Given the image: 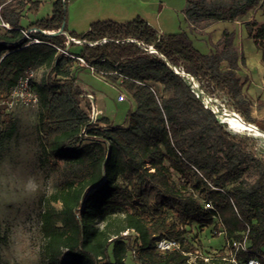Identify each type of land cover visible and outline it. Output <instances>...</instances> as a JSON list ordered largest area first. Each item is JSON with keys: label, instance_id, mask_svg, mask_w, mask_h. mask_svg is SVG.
Instances as JSON below:
<instances>
[{"label": "trees", "instance_id": "16d2710c", "mask_svg": "<svg viewBox=\"0 0 264 264\" xmlns=\"http://www.w3.org/2000/svg\"><path fill=\"white\" fill-rule=\"evenodd\" d=\"M42 1L0 0V18L9 26H0V99L27 69L39 72L31 91L40 164L56 177L42 199V263L127 264L130 254L135 264H189L181 252H158L156 241L176 240L183 252L200 256L196 231L211 224L214 234L223 233L228 254L219 250L207 257L210 264H232V254L239 263L253 256L231 248L245 235L248 249L264 254V162L193 90L194 80L205 82L252 122L233 32L223 30L207 53L186 31L160 35L140 18L95 21L76 34L66 29L67 0H52V16L26 29L47 34L63 25L67 36L36 31L30 36L41 42L30 43L20 18ZM256 7L264 15V0H186L184 15L198 31L246 19ZM246 31L264 62V20ZM66 47L69 55L59 50ZM85 70L133 102L126 124L113 126L104 116L90 121L91 103L79 83ZM15 128L0 105V147ZM3 241L0 232V264H11L1 260Z\"/></svg>", "mask_w": 264, "mask_h": 264}, {"label": "rangeland", "instance_id": "374dc122", "mask_svg": "<svg viewBox=\"0 0 264 264\" xmlns=\"http://www.w3.org/2000/svg\"><path fill=\"white\" fill-rule=\"evenodd\" d=\"M185 5L186 0H67L66 29L79 34L95 21L125 23L140 18L157 31L161 29L164 34L177 33L187 29ZM52 10V0H46L35 8L23 10L22 14L24 16L26 13L29 19H40L49 16ZM263 20L264 15L256 7L246 19L232 21V24L219 21L209 35L192 40L199 51L207 53L223 30L233 32V43L244 58V66L237 74L243 82V93L253 102L248 111L252 122H247L244 116L234 110L232 101L224 93L214 90L205 82L194 80L193 90L206 107L217 110V117L223 112L228 115L235 113L260 132L256 134L249 130H232L218 117L228 132L244 139L246 150L264 162V103H261L264 100V62L261 50L246 31L247 26ZM31 70L33 78L38 79L39 72ZM98 77L92 71L85 70L79 78V83L94 93L93 105L99 113L98 117H106L113 126L126 124L133 103L129 100L116 101V89ZM0 105L5 107L16 127L12 136L0 147V232L4 238L1 260L11 264H43L39 255L42 244V199L51 191L56 177L40 164L41 139L37 130V105L36 102L25 104L19 97L10 94L0 99ZM196 234L194 243L198 248L196 253L200 256H217L221 249L228 254L224 247L223 233L214 234L212 224L197 230ZM62 260L66 261L67 257L63 256ZM203 262L199 264H210L209 261ZM126 263L135 264L130 254L126 257Z\"/></svg>", "mask_w": 264, "mask_h": 264}, {"label": "built area", "instance_id": "2783aa9c", "mask_svg": "<svg viewBox=\"0 0 264 264\" xmlns=\"http://www.w3.org/2000/svg\"><path fill=\"white\" fill-rule=\"evenodd\" d=\"M0 26L5 27V28L9 27L7 23H5L1 20V18H0ZM22 32H23L24 36L29 39L30 43L41 42L37 38H32L30 36L32 33L36 32L35 28L30 27L28 29L22 30ZM75 42H79V41L76 40ZM59 50L62 54L69 55L68 51H67V47L64 49H59ZM78 60L81 64H84L83 59L78 58ZM174 70L177 73H179L176 68H174ZM184 76L189 77L188 74H184ZM32 79H33V71L31 69H27L23 73V75L21 77H19L16 85L12 88V90L10 91L9 94L15 98L19 97L20 101H22L25 104H28L29 102H37L35 94L31 91ZM82 89L85 92V95L87 96V98L89 99V101L91 103V110H90V115H89L90 121L95 122L99 113L97 112V110L95 109V107L93 105L94 104L93 94L91 92H89L84 87ZM124 99H125L124 93L119 92L117 95V100L122 101ZM231 248H232V250H234V252L241 250V251L246 252V253H253V256H250L245 262H242V263H239L233 254L228 256V261L231 262L232 264H264V254L254 253L248 249L247 242H246V235L244 236V238L241 241L232 242ZM156 249L160 253L172 252V251L181 252L183 255L188 256V263L189 264H199L197 262L198 258L202 259L203 261H208L207 257L198 256L196 254L183 252L181 250V246H180L179 242H177L176 240H172V239L161 238V239L157 240L156 241Z\"/></svg>", "mask_w": 264, "mask_h": 264}, {"label": "crops", "instance_id": "0c3cea01", "mask_svg": "<svg viewBox=\"0 0 264 264\" xmlns=\"http://www.w3.org/2000/svg\"><path fill=\"white\" fill-rule=\"evenodd\" d=\"M52 4H53V1H52ZM27 12V11H26ZM52 12H53V10H52ZM52 12H51V14L49 15V16H47V17H45V18H50L51 16H52ZM28 13V12H27ZM40 19H44V18H40ZM36 20H39V19H36V18H34V17H32L31 19H29L28 17H27V14L25 13V15L23 16V14H22V16H21V18H20V24H21V26L22 27H27V24L29 23H32V22H34V21H36ZM217 22H219V21H217ZM217 22H214V23H212L211 25H209L208 27H206V28H204L203 30H198V31H192V30H190V27H189V24L187 23V26H186V30H184V31H186L187 33H189L190 34V36L192 37V38H196V37H203V36H207V35H209L210 34V32L212 31V28L217 24ZM225 22H228V23H231L232 24V21H225ZM25 27V28H26ZM226 30V29H225ZM158 32V34H160V35H165L163 32H162V30L160 29L159 31H157ZM220 37H221V35L219 36V38L216 40V41H218L219 39H220ZM216 43V42H215ZM223 67H225L224 65H223ZM80 86L83 88V86L80 84ZM113 86V85H112ZM115 89H116V87L115 86H113ZM88 90V89H87ZM89 91V90H88ZM90 92V91H89ZM116 96H115V99H116V101H118L117 100V95H118V93L120 92L118 89H116ZM92 93V92H91ZM94 96V95H93ZM125 100H128L127 99V97L125 96V99L124 100H122V101H118V102H123V101H125ZM129 102L130 103H133L131 100H129ZM133 108H134V104H133ZM132 108V109H133ZM99 115V114H98Z\"/></svg>", "mask_w": 264, "mask_h": 264}, {"label": "bare ground", "instance_id": "6f19581e", "mask_svg": "<svg viewBox=\"0 0 264 264\" xmlns=\"http://www.w3.org/2000/svg\"><path fill=\"white\" fill-rule=\"evenodd\" d=\"M218 117L222 118L232 130H249L256 134H260L251 124L245 123L238 116L229 115L228 117H223L221 114Z\"/></svg>", "mask_w": 264, "mask_h": 264}, {"label": "water", "instance_id": "95a60500", "mask_svg": "<svg viewBox=\"0 0 264 264\" xmlns=\"http://www.w3.org/2000/svg\"><path fill=\"white\" fill-rule=\"evenodd\" d=\"M62 2V4H64V0H62L61 1ZM36 31H38L41 35H43V36H46V37H48V36H54V35H57V34H65L66 36H67V33L65 32V31H63V25L60 27V29L58 30V31H52V32H50V31H48V33L47 34H45L44 32H42L43 30H39V29H36ZM151 50H153V49H151ZM154 51V50H153ZM184 75V74H183ZM187 78H189V79H191V77L189 76H186ZM193 84H194V82H193ZM195 86V85H194ZM194 86H193V88H194ZM211 106V108H212V105H210ZM212 111H213V113H214V110L213 109H211ZM215 114V113H214ZM221 115L223 116V117H228L229 115L227 114V113H225V112H223V113H221ZM231 115H233V116H237L235 113H232Z\"/></svg>", "mask_w": 264, "mask_h": 264}]
</instances>
